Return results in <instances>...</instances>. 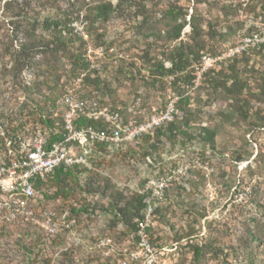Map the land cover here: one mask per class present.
Wrapping results in <instances>:
<instances>
[{
    "label": "rangeland",
    "instance_id": "1",
    "mask_svg": "<svg viewBox=\"0 0 264 264\" xmlns=\"http://www.w3.org/2000/svg\"><path fill=\"white\" fill-rule=\"evenodd\" d=\"M218 1L240 2L241 7L227 17L231 22L237 21L232 25L235 31L223 43L210 42L218 52L213 57L225 53L217 60L215 68H218L219 61L229 57L226 55L229 48H237L238 71L243 79L248 80L249 86L254 87L261 82L264 71V47L258 46L264 40V9L259 5L251 11L244 8L248 0ZM29 2L31 7L38 8L36 0ZM183 2L186 4L187 0ZM50 3L53 5L51 12L67 6V0H50ZM158 8L153 9L154 14H151L147 27H138V18L132 17L133 10L129 8L123 14L113 12L108 20L95 21L92 33L88 31L89 22L82 17L85 10L80 11L76 20L86 24L91 43L98 44L95 33L99 32L103 34L101 44L105 48L113 46L117 53L126 54L115 58L113 54L105 52L94 66L96 74L107 81L111 90V94L104 90L100 96L112 104H120L125 117L143 119L154 110L161 109L170 93L177 95L168 83L169 78H165L163 83L151 82L152 76L144 68L141 58L143 50L148 48L145 42L151 40L149 30L167 26ZM206 16L218 21V30L225 29L222 27L225 20L216 6L213 5L210 11L206 10ZM188 29V26L183 29L184 38ZM3 30L4 26H1L0 33ZM246 32L250 35L244 36ZM151 49L152 56L158 54L156 46ZM30 69L33 73L32 84L44 77L49 80L56 71V67L44 64L40 69L50 72L48 75H37L35 67ZM68 79L64 74L56 87H44L37 92L32 90L44 109L57 105L61 85ZM9 80L12 82L13 79L0 76V108L9 106L2 93L5 91L4 82ZM200 81L186 91L191 97L188 105L193 112L191 127L195 128L198 124L216 126V143L219 148L222 146V153L205 150L198 137H183L174 141L164 135L155 139L153 133L149 138L143 135L132 147L112 146L107 153L96 155L87 168L109 177L112 183L127 192L141 189L140 185L150 178L167 188L166 191L161 189L155 192L151 201L153 207L157 208L150 231L152 245L158 255L157 264H264V127L249 129L245 134L247 140L243 142L241 135L242 129L246 128L245 123L232 125V122H237L234 115L230 120L220 119L219 112L227 107L226 101L218 96L207 98L206 85ZM49 84L53 86L51 80ZM150 144L155 145L151 147ZM237 150L244 154L242 160H234ZM76 175L83 184L88 172L81 171ZM42 192L46 193V198ZM77 193L80 198L88 199L90 204H105V199L99 195L87 194L79 189ZM51 194L50 187L38 192L47 209L63 212L67 207L66 202H56L50 197ZM110 218L111 214L100 208L88 215H81L73 234H66L65 245L72 246L73 260L63 259L65 264H119L116 252L103 256L96 246L103 236H109L117 247L132 245V239L120 232V225L109 227ZM3 228L5 231H0V264H47L36 254L48 259V264H59L63 244H60L59 238L42 251L41 235L36 229L27 226ZM194 243L204 246L203 255L198 260L193 258L189 247ZM21 244L26 245L31 253L28 254Z\"/></svg>",
    "mask_w": 264,
    "mask_h": 264
},
{
    "label": "trees",
    "instance_id": "2",
    "mask_svg": "<svg viewBox=\"0 0 264 264\" xmlns=\"http://www.w3.org/2000/svg\"><path fill=\"white\" fill-rule=\"evenodd\" d=\"M36 5L38 8L31 7L29 0H0V29L1 26H4L3 32L0 33V62L2 63L0 76H10L13 79L14 90L22 89L25 93L23 102L16 104L10 110L11 112L7 113L9 106H1L0 115L12 114L17 117L32 104H35L38 111H41L43 107L32 90L37 92L44 87H56L61 75L65 74L67 78H70L83 71L87 72L85 75V84L88 86L86 95L95 94L102 103H107V100H103L104 98L100 94L102 95L104 90L111 94V90L108 88L107 81L102 80L96 74V69L90 68L84 54V41L74 34L71 22L79 18L81 10H85L82 17L89 22L88 31L92 33L95 21L108 20L113 12L123 14L129 8L133 10L132 17L138 18V27H147L151 14H154L153 9L159 7L161 18L166 20L167 26L164 29L149 30L148 37H151V40L145 42L148 48L143 50L144 54L141 58L144 68L152 76L151 82L163 83L165 78H169L168 83L178 96L176 101L178 115L166 125L156 128L154 138L158 139L164 135L175 141L178 138L183 139V137H198L205 150L212 153L218 150V153H222V146L219 148L216 143V126L198 124L195 128L191 127L193 112L188 106L191 97L186 94V91L193 86L194 64L199 63L204 54L218 55L217 50L212 47L210 42L223 43L235 31L232 25L237 21L231 22L227 17L233 11H238L241 7L240 2L232 4L231 2L220 3L218 0H187L185 4L182 3V0H114V2L112 0H67L65 8H56L53 12L50 11L53 6L50 0H36ZM213 5L225 20V24L222 26L225 29L222 31L218 30L216 19L206 16V10L210 11ZM257 5L264 9V0H248L244 8L251 11ZM185 26H188L189 29L184 38L182 34H184ZM249 35L248 32L244 34V36ZM102 37V33H95V41L98 44L103 42ZM155 46L158 49V54L152 56L151 47ZM258 46L264 47V40ZM238 56V53H234L219 61L218 68L214 66L203 71L200 83L206 85L207 93L205 95L207 98L213 99V96H218L226 101L227 107L219 112L220 119L228 120L229 118L230 120V117L234 115L237 122H232V125L237 126L239 123H245L246 128L242 129L241 139L246 142L245 134L249 129L264 127V71L261 82L254 87L249 86L248 80L243 79L238 71ZM62 60L65 61L64 64H62ZM165 62H168V65H165ZM42 64L56 67L54 76L49 80L44 77L42 80L34 82L30 87H26L21 79L22 71L35 67L37 75L50 74V72L40 69ZM91 73H93L92 76ZM50 80L53 82V86H50ZM111 100L114 101L113 98ZM42 123L52 125L49 119L42 120ZM80 124H90L95 128L100 126L99 122L85 118L80 121ZM57 137L58 135L55 133L49 135L50 140ZM144 137L149 138L150 136L147 134ZM135 143H130V147ZM106 145L99 143L96 149L101 151V154L107 153ZM150 145L154 147L155 144ZM234 153L235 161L242 160L244 156L242 152L237 150ZM81 171L88 172L83 184L79 182L76 175ZM251 173L250 169L249 174ZM45 187L52 188L50 197L56 202H66L69 218L75 219V225L81 215H88L92 210L100 208L111 214L109 227L120 225L122 227L120 232L123 235L132 233L134 237L137 222L143 218L145 200L149 195V192L146 191L127 192L112 183L109 177L101 176L83 165L55 168L46 181L37 180L35 183L37 192H41ZM77 189L87 194L99 195L105 199V204L96 202L90 204L85 197L80 198ZM162 189V191L167 190L164 187ZM41 194L44 198L47 197L46 193L42 192ZM40 206L47 209L43 201H40ZM154 210L157 211V208ZM53 211L60 214L59 210L53 209ZM3 227L6 226H0V231H5ZM148 230L151 231V227ZM66 234L67 232L63 231L51 240L52 242L59 238L60 244L63 243L59 252L62 257L58 260L59 264H65L63 259L70 262L73 260L72 246L66 247L67 244L65 245ZM40 242L42 251L45 250V246L51 243ZM21 245L28 254L31 253L26 245ZM189 247L194 259L198 260L202 257L203 244H189ZM36 256L43 262L49 263V260L43 259L40 254H36Z\"/></svg>",
    "mask_w": 264,
    "mask_h": 264
},
{
    "label": "built area",
    "instance_id": "3",
    "mask_svg": "<svg viewBox=\"0 0 264 264\" xmlns=\"http://www.w3.org/2000/svg\"><path fill=\"white\" fill-rule=\"evenodd\" d=\"M76 20L71 22V28L84 41V54L90 68H95L105 52L113 54L115 58L126 55L117 53L113 46L105 48L102 44L91 43L86 24ZM237 51V48H229L226 55H233ZM223 56L204 54L200 62L193 66V85L198 83L203 71L214 67ZM86 73L80 72L63 82L55 107L38 111L37 106L32 104L17 117L12 114L0 115V226H27L36 229L44 243L51 242L63 231L73 234L75 219L69 218L67 208L57 214L40 206L41 199L35 189L36 181H46L57 167H90L94 157L101 154L96 149L97 144L105 143L109 150L112 146L135 143L143 135H153L156 128L166 125L178 115V96L170 93L164 106L147 117L140 120L125 117L120 104H112L108 100L107 103H102L97 95H86ZM21 79L26 87L32 85L33 73L30 68L22 71ZM5 84V91L2 93L5 103L8 102L10 107L8 113L16 104L23 102L25 93L22 89L14 90L10 80ZM7 92L10 93L5 95ZM83 118L99 122V128L90 124L81 125ZM46 119L52 125L42 123ZM50 133H55L58 137L50 140ZM162 188L163 183L151 178L146 180L138 191L149 192V195L145 200L143 218L137 222L135 237L132 233L128 235L132 239V245L117 247L109 236H103L96 243L103 256L116 252L119 264L159 262L148 228L155 215L151 201L155 197L154 193Z\"/></svg>",
    "mask_w": 264,
    "mask_h": 264
}]
</instances>
